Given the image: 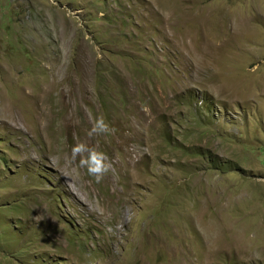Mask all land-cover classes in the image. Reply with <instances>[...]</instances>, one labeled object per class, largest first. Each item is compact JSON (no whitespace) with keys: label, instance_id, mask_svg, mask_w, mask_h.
<instances>
[{"label":"rangeland","instance_id":"1","mask_svg":"<svg viewBox=\"0 0 264 264\" xmlns=\"http://www.w3.org/2000/svg\"><path fill=\"white\" fill-rule=\"evenodd\" d=\"M0 264H264V0H0Z\"/></svg>","mask_w":264,"mask_h":264},{"label":"clouds","instance_id":"2","mask_svg":"<svg viewBox=\"0 0 264 264\" xmlns=\"http://www.w3.org/2000/svg\"><path fill=\"white\" fill-rule=\"evenodd\" d=\"M109 131L108 124L103 118L97 117L92 123V126L88 129L87 135L93 136L94 134H103ZM87 153V156H81L79 161L80 166L86 168L87 174L92 177L95 182L99 183L103 178V175L109 170L110 165L105 162L103 153L97 152L94 148H88L83 144H76L72 147L73 158L77 154Z\"/></svg>","mask_w":264,"mask_h":264}]
</instances>
